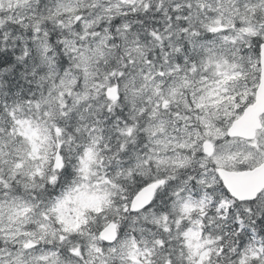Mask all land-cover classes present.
<instances>
[{
	"label": "snow or ice",
	"instance_id": "6c2138e0",
	"mask_svg": "<svg viewBox=\"0 0 264 264\" xmlns=\"http://www.w3.org/2000/svg\"><path fill=\"white\" fill-rule=\"evenodd\" d=\"M0 264H264V0H0Z\"/></svg>",
	"mask_w": 264,
	"mask_h": 264
}]
</instances>
